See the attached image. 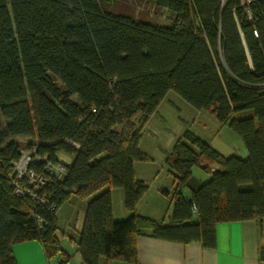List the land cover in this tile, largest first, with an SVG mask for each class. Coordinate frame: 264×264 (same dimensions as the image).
I'll use <instances>...</instances> for the list:
<instances>
[{
  "label": "trees",
  "instance_id": "obj_1",
  "mask_svg": "<svg viewBox=\"0 0 264 264\" xmlns=\"http://www.w3.org/2000/svg\"><path fill=\"white\" fill-rule=\"evenodd\" d=\"M118 1L0 0V264H16L12 246L29 240L66 264L56 211L71 195L86 203L80 264H136L137 235L213 248L218 222L264 218V0L250 1V14L241 0H133L172 13L170 25L120 12ZM169 91L213 113L247 156L186 130L165 156L166 223L136 211L146 184L134 165L151 159L141 130ZM115 187L123 219L113 217Z\"/></svg>",
  "mask_w": 264,
  "mask_h": 264
},
{
  "label": "rangeland",
  "instance_id": "obj_2",
  "mask_svg": "<svg viewBox=\"0 0 264 264\" xmlns=\"http://www.w3.org/2000/svg\"><path fill=\"white\" fill-rule=\"evenodd\" d=\"M114 6V9L120 12L160 25H170L174 19L173 14L166 9L156 8L146 1L123 0L118 1ZM71 99L78 101L76 95H72ZM186 130L201 138L224 156H240L246 152L241 137L226 125L221 124L213 113L208 110H197L176 93L169 91L141 130L139 144L151 158L148 161L137 162L142 164H137V170H135L136 177L146 184V191L140 202L141 215L153 216L149 208L157 211L158 215L154 218H167L169 215L172 208L173 178L165 165V156ZM26 155L27 152H23L20 161L15 165L18 172L25 167ZM57 158L69 164L72 157L64 152H58ZM192 173L201 181L208 178V174L197 166L192 167ZM112 189L118 191L114 192L112 197L114 207L119 206L123 209L122 189L120 187ZM159 189L168 191V194H163ZM85 207L84 200L71 195L56 211L55 235L60 247L69 254L66 264H79L80 262V256L76 251V241Z\"/></svg>",
  "mask_w": 264,
  "mask_h": 264
},
{
  "label": "crops",
  "instance_id": "obj_3",
  "mask_svg": "<svg viewBox=\"0 0 264 264\" xmlns=\"http://www.w3.org/2000/svg\"><path fill=\"white\" fill-rule=\"evenodd\" d=\"M139 146L148 154L141 144ZM246 156L247 152L240 155L242 158ZM137 164L142 163L136 162L135 170H137ZM114 192L118 191L111 189V198ZM140 202L141 199L136 205L138 213H142ZM113 203L112 198V213L115 219H122L129 215L124 206L123 209L119 206L115 208ZM149 211L153 213V216L149 217H157L155 216L158 215L157 211L150 208ZM164 220L168 223L170 215ZM135 245L136 264H264V218L218 222L215 226L213 248H206L199 242L180 243L145 235L135 236ZM12 252L16 264H58V255L48 258L43 246L36 240L16 243L12 246ZM114 263L127 264L118 260H113L109 264ZM98 264H108V262L100 258Z\"/></svg>",
  "mask_w": 264,
  "mask_h": 264
},
{
  "label": "built area",
  "instance_id": "obj_4",
  "mask_svg": "<svg viewBox=\"0 0 264 264\" xmlns=\"http://www.w3.org/2000/svg\"><path fill=\"white\" fill-rule=\"evenodd\" d=\"M250 1H252V0H241V1H240V4L245 8V11H246L247 14H250V10H249L248 7H247V5H248V3H249ZM28 159H29V157L26 156V161H27ZM57 169H61V167L58 165V166H57ZM30 175H32V173H30Z\"/></svg>",
  "mask_w": 264,
  "mask_h": 264
}]
</instances>
